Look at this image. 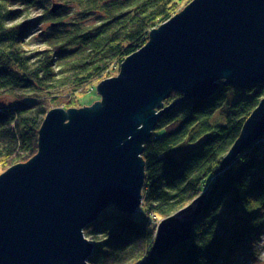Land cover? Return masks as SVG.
<instances>
[{"label": "trees", "instance_id": "obj_1", "mask_svg": "<svg viewBox=\"0 0 264 264\" xmlns=\"http://www.w3.org/2000/svg\"><path fill=\"white\" fill-rule=\"evenodd\" d=\"M41 2L0 0V97L9 98L0 106V165L8 167L38 153L50 110L73 108L77 92L111 77L154 28L181 12L185 0H65L68 9L76 5L77 18L67 21L66 9H46L44 21L52 22L33 40L29 31L39 23L23 14ZM92 15L97 21L85 23ZM182 97L172 90L164 105ZM263 97L264 82L222 84L208 99H189L163 114L143 143L140 207L150 215L140 221L115 205L106 208L84 229L97 239L91 264L257 261L264 235V135L229 165L222 163ZM201 195L204 210L189 239L156 253L151 216L166 218Z\"/></svg>", "mask_w": 264, "mask_h": 264}, {"label": "water", "instance_id": "obj_2", "mask_svg": "<svg viewBox=\"0 0 264 264\" xmlns=\"http://www.w3.org/2000/svg\"><path fill=\"white\" fill-rule=\"evenodd\" d=\"M263 82L264 0H191L150 32L118 75L100 81L101 100L50 110L38 153L0 175V264H91L95 243L85 227L110 205L134 214L143 203V143L159 118L183 101L208 99L222 84ZM172 90L183 97L165 106ZM263 135L264 97L222 168ZM203 210L201 195L163 218L154 251L188 240Z\"/></svg>", "mask_w": 264, "mask_h": 264}, {"label": "rangeland", "instance_id": "obj_3", "mask_svg": "<svg viewBox=\"0 0 264 264\" xmlns=\"http://www.w3.org/2000/svg\"><path fill=\"white\" fill-rule=\"evenodd\" d=\"M188 1L190 2L191 0H185L183 6L181 7V11L186 7L185 4ZM58 3L62 4V7L60 9H66V12L64 11L62 13V16L65 17V19L67 21H71V20H74L77 18L78 15L76 13V5H73L72 7H70L68 9L65 0H42V2H41L42 5H39L35 9H33L30 12V14L28 15L29 18H28V16H26L27 13L23 14V18L25 20H29L31 23L32 22L33 23H35V22L39 23V24L37 23L38 25L33 26L34 28L29 31L30 33H29L28 37L31 34L33 40H36L38 37V34L40 32L42 34L46 30V28L51 24L52 21H50V20L44 21L43 12H45L46 9H48V11H51L53 5L58 4ZM24 16H26L27 18ZM97 19H98V15H92L87 20H85V23L96 22ZM119 72H120V67H116V68L112 69L111 75L116 76L119 74ZM98 85H99V82L94 81L87 87L86 90L77 92V94H76L77 100L75 102L74 108L92 106L96 101L101 100L102 96H101L100 92L98 91ZM8 100H9L8 97L1 96L0 97V106L3 105L4 102H6ZM7 167H8V165H0V175L2 173H4L7 169H9L11 166H9L8 168ZM135 214H136V218L140 221H143L144 219H146L148 217V215H150L142 207H140ZM161 220H162V218L159 217L157 214L154 216H151V221L156 225V228L154 229L155 234L157 232V226ZM89 239L93 242L97 241V239H91V238H89ZM261 246H262L261 253H260V257L258 258V260L257 261L250 260L249 263L246 262L245 264H264V235L261 239Z\"/></svg>", "mask_w": 264, "mask_h": 264}]
</instances>
